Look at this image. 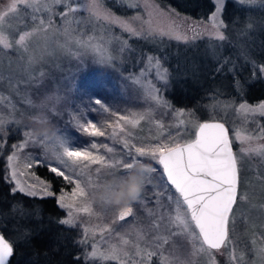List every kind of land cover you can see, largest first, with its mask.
I'll use <instances>...</instances> for the list:
<instances>
[{
	"label": "rangeland",
	"instance_id": "obj_1",
	"mask_svg": "<svg viewBox=\"0 0 264 264\" xmlns=\"http://www.w3.org/2000/svg\"><path fill=\"white\" fill-rule=\"evenodd\" d=\"M212 1L215 4V0ZM78 2H82V0H72L73 7H76ZM150 2L166 13L174 10L178 14L176 19V24L179 25L178 31L181 35L188 37L187 42L183 39H173L167 35L159 36L155 33L148 35V25L143 21H147L149 17L144 10L142 0H137L139 4L137 8L128 7L124 0H104L105 6L111 13L129 20L132 26L141 31L143 35H133L124 31L117 24L90 19L86 12H76L69 16V21H72L67 25L70 29V38L64 31L59 30L66 25L57 14L67 11V9L53 5L52 25L46 31L35 32L25 42L26 50L18 51V46L15 45L12 49L0 46V119L6 121L4 125L6 130L20 129L15 133L10 131L6 138L5 148L0 152V169L3 168L4 171L7 169V156L13 151L11 145L23 143V130L30 127L28 117L38 110L44 111L56 129L66 133L78 147H90L91 142H106L109 143V146H114L117 151H124L122 144H114L108 135L89 137L74 127L78 117L92 118L94 121L114 122L116 117H107L98 110L88 113L85 106L93 108L94 101L99 100L112 109L118 110L119 100L108 101L113 98L112 92L115 90L119 93L115 95H127L129 100L142 102L141 107H129L126 114L118 111L121 115L151 110L152 119L161 121L165 126L162 139L169 133L176 135L177 120L174 118L172 109L157 107L143 95V86L149 82L157 88L162 87L156 78L155 70L148 67V56L161 58L164 67L169 70V83L167 88L162 89L163 97L171 103L173 108L185 109L194 113V117L185 116L184 119L202 122L215 116L216 119L222 120L229 129L234 153L238 155H240L241 144L235 140L233 130H240L252 135L254 137L251 142L253 146L264 144V116L256 113L249 114L245 118L234 110L240 103L255 106L264 102V98H255L249 101L244 92L245 86H243L246 79L250 82L256 78L258 81L261 79L264 82V77L258 72L253 76L250 65L244 61V54H247L258 65L264 64L262 59L264 56V6L257 4L250 8L237 3V0H224L221 16L227 24V28L224 30L227 39L221 42L209 38L208 33L212 31V28L208 19H195L189 14L162 4L160 0H150ZM6 3L7 0H0V11L5 10ZM114 6L123 8L125 12H117L113 8ZM29 12L30 10H22L20 15L12 18L10 22L0 23V34L14 43L20 34L32 31L34 24ZM38 15L47 19L48 14L40 13ZM137 15L140 16V20H132ZM152 25L155 28L166 30L168 21L157 13L152 17ZM248 25L251 27H247ZM192 26H197L195 33L190 30ZM77 40L88 41L93 45V48L103 47L105 55L102 57L100 52L82 47L76 42ZM148 46H151L153 50L148 49ZM162 50H167L166 56L169 57L172 65L162 54ZM225 60L236 65V71L240 76L231 75L230 79L227 71L220 72V74L215 71L218 64ZM248 72L249 76L240 78L241 74H248ZM83 74L85 76L81 78ZM137 80L140 83H136ZM210 84L216 88L215 93L219 91V95H195L196 99L203 97L202 99L206 100L205 103L201 102L197 108L184 104L183 106L177 101L175 102V97L178 100L177 96L180 97V95H167L168 88L173 90L175 87H179V90L184 93L188 91L192 94L196 91L205 92ZM103 88L104 91H107V95L97 96L98 94L95 93H102ZM252 88L250 91L252 97L264 93V88L260 85H254ZM195 89L197 90L194 91ZM182 96L189 102L193 97V95ZM29 100L31 105L28 103ZM217 102H231L232 107L227 111L220 108L213 110L211 106ZM15 121H20V124L17 125ZM80 122L83 123V120ZM187 128L188 132L181 131L180 134L191 139L193 138L191 132L195 129L191 124H188ZM102 130L106 133L111 132L106 126ZM130 131L132 133L131 143L138 147L158 142L154 139L158 134V129L148 120L141 121L137 128L130 129ZM19 155L18 165L21 166L26 162L25 156L46 157L38 143H29L24 149L19 150ZM140 161L150 164L155 171L151 172L145 182L140 198L143 203H140L139 199L132 205L134 214L124 221L114 222V215L118 214L117 211L111 208L105 210L94 205V211L100 212L102 218L80 214L76 222L77 227L74 228L79 233L80 240L85 238L83 232L85 227L104 228L106 225L112 229V232L103 233L104 241L118 242L117 233H123L126 230L129 232L127 238L130 240H135L137 230L142 231L144 237L148 239L156 234L153 222L158 221L160 216H164L165 220L159 228V234L168 239V243L164 245V256L169 257L173 264L178 259H188L191 242L182 234L169 236V230L163 226L167 223V215L174 210L169 196L176 197L178 194L167 182L161 165L150 157H140ZM33 163V168L27 171L34 172L36 176L47 181L35 171V162ZM239 168L241 183L238 191L246 193L248 199L243 203H238V206H234L235 223L229 225L232 241L230 249L214 252V259L216 264H229V256L234 249L236 256L243 254L242 264H264V258L257 255L253 245V240H255V247H260L262 246L261 241L264 240V160L256 155L242 154L240 155ZM8 171L10 172V169ZM20 179L26 180L28 183L34 182L27 175ZM72 187L70 185L68 189L63 190L70 192ZM60 192L55 193L56 199ZM138 208L143 211L144 215ZM31 210L27 208L22 210L21 214L25 219L38 220L36 216L32 215L34 211ZM63 211V218H66V210ZM7 223L13 225L9 219ZM16 229L18 230L15 231L16 234H19V238H21L20 246L28 247L29 238L25 242L22 239L26 236L25 225H20ZM170 230L174 233L180 231L175 227H171ZM95 240L101 250H104L106 244L101 240L100 231L96 232ZM91 242L90 239L86 246L80 244L82 252L77 257H82L85 250L91 251ZM29 261L30 259L27 258L28 264ZM153 263L158 264L156 258L153 259ZM90 264H118V262L96 260L91 261ZM195 264H209V258L204 255L197 256Z\"/></svg>",
	"mask_w": 264,
	"mask_h": 264
},
{
	"label": "snow or ice",
	"instance_id": "obj_2",
	"mask_svg": "<svg viewBox=\"0 0 264 264\" xmlns=\"http://www.w3.org/2000/svg\"><path fill=\"white\" fill-rule=\"evenodd\" d=\"M124 2L130 8L139 7L137 0H124ZM142 3L149 17L147 21H143L144 24L148 25V35L153 33L159 36L167 35L173 39H183L187 42L188 37L181 35L178 31L179 25L176 24L178 14L174 10L166 13L151 3L150 0H142ZM237 3L250 8L257 4L264 6V0H237ZM53 5L67 9V11H61L57 14L66 25L59 30L64 31L70 38V29L67 25L72 21H69V16L76 12H86L90 19L117 24L124 31L133 35H143L141 31L132 26L129 20L111 13L105 6L104 0H82V2L77 3L76 7H73L72 0H50V3L49 0H7L4 5L5 10L0 11V23L10 22L12 18L18 17L22 10H30L29 15L34 28L32 31H25L20 34L14 43L0 34V46L5 49H12L15 45L18 46V51L26 50L25 42L35 32L46 31L52 25ZM223 6L224 0H215L214 11L208 18L212 28V31L208 33L209 38L221 42L227 39L224 33L227 24L221 16ZM40 13H47V19L38 15ZM157 13L168 21L166 30L153 27L152 17ZM132 20H140V16L137 15ZM196 27L192 26L190 30L195 33ZM247 27L250 28L251 25ZM76 42L82 47L92 48L94 51L100 52L102 57L105 55L103 47L93 48V45L88 41L77 40ZM147 59L148 67L155 70L156 78L162 87L157 88L149 82L143 86V95L145 99L157 107L172 109L174 118L177 120L176 135L169 133L167 137L162 139L165 126L161 121L152 119L151 110L121 115L118 110L96 100L93 108L85 106L87 112L92 113L98 110L107 117H116L115 121H94L92 118L78 117L74 127L89 137L108 135L114 144H122L124 151H117L114 146H109L106 142H91L90 147H78L66 133L57 129L62 137L61 148L63 151L61 154L54 160L40 156H25L26 162L21 166L18 165L19 150L24 149L29 143L37 144L40 142L38 138L32 136L30 128H27L22 133L23 143L11 145L13 151L7 156V169L3 174H0V181L9 185V192L13 197L17 193L31 198L53 197L56 194L52 191L51 182L41 179L34 172L27 171L33 168V162H35L36 167H46L55 177L62 178L67 185L73 186L70 192L61 190L57 197L58 207L66 210V218L58 219V223L68 227H77L76 222L80 214L101 217L100 212L94 211V205L85 201L88 189L100 181L105 168L124 174L128 166L141 162L140 157H150L162 165L167 182L174 187L178 194L176 197L169 196V200L174 205V210L167 215V223L163 226L169 230V236L182 234L191 242L190 257L184 260L178 259L175 264H195V257L200 255L207 256L209 264H216L214 252H220L222 249L228 251L232 245L229 225L235 223L234 206H238V203H243L248 199L246 193L238 191L241 183L240 155H256L264 160V144L253 146L251 142L254 137L252 135L240 130H233L235 140L241 144L240 155H238L233 151L228 128L215 116L202 123L193 119H184L185 116L194 117V113L185 109L173 108L171 103L161 94L162 89L168 87L170 77L168 68L164 67L162 59L159 57L148 56ZM244 61L250 65L253 76L258 72L264 77V64L258 65L247 54H244ZM236 70V65L228 60L218 64L215 69L216 72L227 71L228 73H234ZM136 83H140V81L137 80ZM236 83L238 84V81ZM28 103L31 105L30 100ZM211 107L213 110L220 108L227 111L228 108L232 107V104L231 102H217ZM234 110L245 118L249 114L256 113L264 116V102L255 106L240 103ZM81 120L83 123L80 122ZM144 120H148L158 129V134L154 137L158 142L138 147L131 143L132 133L130 129L137 128L140 122ZM5 123V120L0 119V152L5 148V141L10 131L12 133L20 131L19 128L6 130ZM15 123L19 125L20 121H15ZM188 124H191L192 128L195 129L191 132L193 137L191 139L180 134L181 131H189ZM105 126L111 130L110 133L102 130ZM154 171L155 169L152 168L151 172ZM26 175L30 176L34 182L28 183L26 180L20 179ZM140 203H143L142 199H140ZM103 209L107 210V208ZM133 214L134 208L131 205L114 215V222L124 221ZM164 220L165 217L160 216L158 221L153 222L156 234L151 238L146 239L142 231L137 230L135 240H130L127 238L129 232L126 230L123 233H117L118 242L115 243L103 239L104 232H112L109 226L106 225L104 228L98 226L85 227L83 229L85 238L78 240L77 243L86 246L91 239V251L85 250L83 256L76 259H82L84 264H90L91 261L96 260L117 261L118 264H153V259L156 258L158 264H173V261L163 254L164 245L168 243V239L159 234V228ZM171 227L178 228L179 233L172 232ZM97 231L101 232V240L106 244L104 250H101L100 245L95 240ZM253 245L257 255L264 258V240L261 241L262 246L260 247H255V240H253ZM13 255V244L0 234V264H10ZM243 260V254L236 256L233 249L229 256V264H242Z\"/></svg>",
	"mask_w": 264,
	"mask_h": 264
},
{
	"label": "trees",
	"instance_id": "obj_3",
	"mask_svg": "<svg viewBox=\"0 0 264 264\" xmlns=\"http://www.w3.org/2000/svg\"><path fill=\"white\" fill-rule=\"evenodd\" d=\"M160 1L162 4L171 6L180 12L189 14L195 19L204 20L208 19L215 6L212 0ZM113 8L117 12H125L123 8H119L118 6H114ZM178 48L181 47L178 46ZM148 49L153 50L151 46H148ZM161 52L169 64L172 65L173 63L170 61L169 57L166 56L167 50H162ZM262 59L264 61V56H262ZM231 75L240 76L237 71L228 74L230 79ZM84 76V74L81 75V78H84ZM247 76H249V72L248 74H241L240 78H246ZM244 83V92L249 101H252L255 98H264V93L256 97L250 96V91L253 89L252 87L254 85H260L264 88V82L261 79L258 81L255 78L250 82L246 79V82ZM215 89L216 88L210 84L206 88L205 92L196 91L191 94L188 91L184 93V91L179 90V87H175L173 90L168 88L167 95H180V97L177 96L178 100H176L175 97V102L177 101L182 105H190L197 108L201 102L205 103L206 100L202 99L203 97H198V99H196L195 95H219L218 90V93L214 92ZM104 90L105 89L103 88L102 93L97 92L95 94H98L97 96L100 94L107 95V91ZM112 94L114 95L113 98L108 99V101H113L114 99L119 100L117 108L118 111L123 114H126L128 112V108L131 106L141 107L140 104L142 102L129 100L127 99V95H115L119 94L117 90L112 92ZM182 95H193V97L189 102V100ZM35 171L44 179L51 182L54 193L63 189H68L70 186L67 185L62 178L55 177V175L44 166H35ZM4 172L3 168L0 169V174H3ZM27 208L34 211L32 215L36 216L38 220L25 219V217L21 214V211ZM138 209L140 213L144 215L143 211L140 208ZM63 217L64 211L58 207L56 197H46L43 199L39 197L31 198L20 193H17L16 196L13 197L9 192V185L0 181V230L14 246V255L10 260V264H28L26 262L27 258L30 259L29 264H84L82 259H76L82 252L81 245L77 243V241L80 240V235L76 228L64 226L58 223V219ZM7 218L11 220L13 225L7 223ZM20 225H25L26 227V236L22 237V239L25 242L29 238L30 242L28 247L20 246L21 238H19V234H16L18 231L16 228H19Z\"/></svg>",
	"mask_w": 264,
	"mask_h": 264
},
{
	"label": "clouds",
	"instance_id": "obj_4",
	"mask_svg": "<svg viewBox=\"0 0 264 264\" xmlns=\"http://www.w3.org/2000/svg\"><path fill=\"white\" fill-rule=\"evenodd\" d=\"M28 124L32 136L39 139L44 155L50 160L56 159L63 151L62 137L46 113L38 110L28 117ZM151 170L152 166L143 162L128 166L124 174L105 168L100 181L88 189L85 202L117 212L126 209L141 198Z\"/></svg>",
	"mask_w": 264,
	"mask_h": 264
},
{
	"label": "water",
	"instance_id": "obj_5",
	"mask_svg": "<svg viewBox=\"0 0 264 264\" xmlns=\"http://www.w3.org/2000/svg\"><path fill=\"white\" fill-rule=\"evenodd\" d=\"M217 120H218V119H217ZM206 121H209V120H204V121H202V122H206ZM219 121H220V122H223L222 120H219ZM202 122H201V123H202ZM223 123H224V122H223ZM225 127L228 128L226 124H225ZM229 138H230V134H229ZM232 147H233V145H232ZM233 151H234V150H233ZM161 166H162V165H161ZM162 169H163V167H162ZM165 177H166V176H165ZM166 180H167V178H166ZM173 188H174V187H173Z\"/></svg>",
	"mask_w": 264,
	"mask_h": 264
},
{
	"label": "flooded vegetation",
	"instance_id": "obj_6",
	"mask_svg": "<svg viewBox=\"0 0 264 264\" xmlns=\"http://www.w3.org/2000/svg\"><path fill=\"white\" fill-rule=\"evenodd\" d=\"M0 234L4 235L3 232L0 230ZM4 237L10 242V240L4 235ZM11 243V242H10Z\"/></svg>",
	"mask_w": 264,
	"mask_h": 264
}]
</instances>
